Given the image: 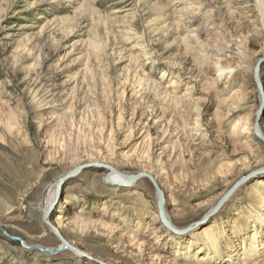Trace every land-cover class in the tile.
<instances>
[{"label":"rangeland","instance_id":"obj_1","mask_svg":"<svg viewBox=\"0 0 264 264\" xmlns=\"http://www.w3.org/2000/svg\"><path fill=\"white\" fill-rule=\"evenodd\" d=\"M193 1L0 0V264H156L152 248L167 263L207 264L199 254L212 255L211 244L202 250L203 241L169 242L165 231L183 233L160 217L163 226L152 222L157 198L148 180L109 185L107 171L92 165L55 190L48 217L83 256H46L8 237L29 247L58 245L41 214L63 175L102 161L125 176L154 172L160 153L168 177L161 180L164 212L180 231L206 218L230 184L250 176L214 219L195 227L204 240L223 226L211 264H263L264 143L241 127L255 119L261 99L235 45L247 43L254 68L264 36L243 7L250 0ZM197 2L202 9L191 12L198 19L185 28L180 14ZM228 4L237 7L233 15ZM209 10L222 29L210 25L192 38L211 24ZM41 31L54 34L42 38ZM259 78L264 94V62ZM259 127L264 133V105ZM255 162L257 171L249 173ZM72 196L77 200L61 205Z\"/></svg>","mask_w":264,"mask_h":264},{"label":"bare ground","instance_id":"obj_2","mask_svg":"<svg viewBox=\"0 0 264 264\" xmlns=\"http://www.w3.org/2000/svg\"><path fill=\"white\" fill-rule=\"evenodd\" d=\"M59 0H53V3H55V2H58ZM197 1V0H196ZM193 2H195V0L193 1ZM204 2V1H203ZM200 2H197V3H195V4H193V5H195V6H192V7H190V8H187V10H185V11H183V12H181V14H180V21L182 22V23H184V25H185V28H189V27H191L195 22H196V19H198V16H197V14H193V13H196V12H193L192 10H200V9H202L200 6L198 7V5H200L199 4ZM246 6H249V8L251 9V11L255 14V16H256V22H257V29L259 30V32L262 34V36H264V0H250V5H248L247 3H245L244 5H243V7H246ZM242 6L241 7H238V8H243ZM78 9V8H77ZM225 11H227L230 15H233L235 12H234V9L236 10L237 9V7L235 6V5H233V4H228L227 5V7H225ZM3 10V13H5V12H7V10L6 9H2ZM80 11L82 12L83 11V13H84V9H83V7H80L78 10H77V12H76V14L77 15H79V16H81L82 15V13L81 14H79L80 13ZM193 13H192V12ZM218 11V10H217ZM220 11V10H219ZM239 11V10H238ZM75 12V11H74ZM212 12L213 11H210L209 10V12H206V18H205V20L206 21H208V22H211V24H205L204 23V25H206V27L207 28H202V29H200L199 28V30H197L196 32H195V36L194 37H192V38H198L199 37V35H202L203 34V32H204V30L205 29H208L209 27H211V28H216V27H218V26H216L215 27V25H214V21L213 20H211V18H212V16L210 15V14H212ZM237 12V11H236ZM190 14V15H189ZM200 15H201V13H199ZM4 14H1L0 15V19L2 18V16H3ZM77 15H75V16H77ZM236 15H238L239 17H243V13H237ZM245 15V14H244ZM83 16V15H82ZM220 16H221V14H220ZM175 17V16H174ZM214 17V16H213ZM204 19V18H203ZM77 24H79V23H77ZM202 24V23H201ZM211 25V26H210ZM205 27V26H204ZM192 28V27H191ZM219 28V30H221L222 28L221 27H218ZM190 29V28H189ZM193 29V28H192ZM195 30V29H194ZM194 30H192V31H194ZM218 30V31H219ZM216 32V34H218V33H220V32ZM51 34L50 35H46V36H44L43 35V31H41L40 33H39V36H41L42 38H50L51 36H52V34H54V32L52 33V32H50ZM57 33V32H56ZM189 37V36H188ZM196 41V40H195ZM246 45H247V43L245 44V42H243V41H238L237 43H236V45L235 46H237V50H236V52H237V54H236V59L239 61V63L241 64V65H243V69L244 70H246V71H251V77H253V74H254V68H253V65H254V63H255V61H256V59H254V60H252V59H250L247 55V47H246ZM216 51V50H215ZM249 52V51H248ZM218 53L220 54L221 52H219L218 51ZM215 56H216V54H214ZM221 55V54H220ZM225 55V54H224ZM250 56V55H249ZM260 58H262V59H264V52L260 55ZM255 67V66H254ZM222 67L221 66H219L218 67V69L220 70ZM252 70H253V72H252ZM217 74V78H216V81L218 80V78H220L221 77V74L220 73H216ZM259 74H260V68L258 69V79H259V82H260V84H261V81H260V78H259ZM254 80V79H253ZM254 85H255V83H254ZM173 85L171 84V86L170 87H172ZM261 87H262V91H263V86H262V84H261ZM190 88V87H189ZM188 88V89H189ZM259 93V92H258ZM163 95L164 96H167L168 95V92L167 91H163ZM169 97V96H168ZM258 97H259V100L261 99L260 98V93L258 94ZM245 100V99H244ZM259 105H260V103L257 105V108L259 107ZM254 106H252V108H253ZM256 107V106H255ZM256 108V109H257ZM236 110V109H235ZM234 110H231V112H233ZM256 111V110H255ZM230 112V113H231ZM254 113V112H253ZM245 121V122H244ZM199 122L200 121H197V124L195 125V127H201L200 125H199ZM254 124V116H253V118L251 117H249V118H245L244 120H242V123H241V127H243V126H245V127H248L246 130V134L247 135H249V137L250 138H257L256 136H255V134H254V132H253V129H252V125ZM239 129V128H238ZM259 129H260V127H259ZM245 131V130H244ZM207 131H205V133H206ZM239 133L240 132H238V131H234V133L232 134V138H233V142L234 141H236V139L239 137ZM260 133L262 134V136L264 137V133L262 132V129H260ZM204 136H206V134H204ZM258 139V138H257ZM260 140V139H259ZM261 141V140H260ZM235 143V142H234ZM163 152V151H162ZM164 153V152H163ZM208 154V153H207ZM163 156V154H158L157 156H156V158L158 159L157 160V162L158 163H160V165L158 164V167L159 168H156V169H154V172H156V173H154V172H144V173H146V174H148L151 178H152V180L154 181L153 183L155 184V186H156V188H158L159 190H161L163 187H165L164 186V184H162L161 183V180H162V178H164V173L162 172V170H164V168H162V164H161V159L160 158H162V157H160V156ZM172 158V157H171ZM170 160V159H169ZM175 160V159H174ZM97 162H98V160H96ZM160 161V162H159ZM176 161V160H175ZM100 163H103L102 165H105V164H107L106 162H100ZM259 164H260V162H255L254 163V166H252L251 168H250V170H249V173L250 172H252V171H255L258 167H259ZM79 164H77L76 166H78ZM109 165V164H108ZM107 165V166H108ZM110 166V165H109ZM111 167V166H110ZM112 168V167H111ZM115 168V167H114ZM114 168H112V169H114ZM115 171L112 173V174H110L109 175V180H110V183H113V184H109V185H116V184H119L118 182H120V184L121 185H125V184H131V183H129V181H128V178L125 176V175H118L119 174V172H118V169H114ZM257 171V170H256ZM262 171H264V169H262L261 170V172ZM207 172H212V167L211 168H207ZM138 173V172H137ZM140 173V172H139ZM213 174H214V172H213ZM134 175V174H133ZM165 175H166V173H165ZM168 177L166 176V178H164L165 180L167 179ZM245 178H249V176H245V177H243L242 179H240V180H238L237 182H239V181H241V180H243V179H245ZM143 179V178H142ZM145 179V178H144ZM60 180V179H59ZM59 180H58V182H59ZM147 180V179H146ZM149 181V180H148ZM58 182H57V184H58ZM150 182V181H149ZM236 182V183H237ZM151 183V182H150ZM236 183H232V184H230L229 186H228V188L227 189H225V192L215 201V204L212 206V207H210L208 210V212H206L205 213V216H206V218H204L201 222H197V223H192L191 225H189L188 227H186V228H184V229H181L182 231L183 230H185V231H180L178 228H174L173 226H172V221H171V219H170V217L166 214V219L168 220V224H169V227L170 228H172V230H176V232L175 233H183V234H174V233H168V231H165L166 232V235H167V240L170 242V241H175V242H177L178 244H182L183 242H185V241H189L190 242V244H194V245H196V244H198V243H200L201 241H203V245L200 247V249H202L203 250V246L205 245V246H207L208 244H211L212 245V247H213V254L211 255V253L209 252L208 254L206 253V254H204V253H202V254H199V256L200 255H202L203 256V258H201V260H205V262L207 263V264H211L212 263V261H214V262H216L217 261V259H214L215 257H218V254H217V252H216V250H217V247L219 246V243H220V240L218 241V237H222L223 235H226L225 234V231H224V229H223V226L222 225H217L216 226V232L215 233H213V232H210V233H208L206 236H205V239L203 240L202 238H201V236H200V234H199V228H198V226L197 227H195V225L196 224H198V223H202L203 221H205V219H207L208 217H212V219H214V217L216 216V215H214V214H216V212L218 211V209H220L222 206H223V204L230 198V194L234 191V190H236L237 189V187L238 186H236L235 187V189H233V186H235V184ZM152 184V183H151ZM167 184V183H166ZM170 184V183H169ZM153 186V185H152ZM169 186V185H168ZM154 188V187H153ZM167 188V187H166ZM115 189H117V187L115 188ZM55 190H56V192H58V188H57V185H56V189H55V187H53L52 186V188H51V190H50V192H49V198L47 199V203H46V206H45V208L43 209V211H42V217L47 213V211H48V209L52 206V203H53V200H54V194H55ZM155 190V189H154ZM162 191V190H161ZM163 193V192H162ZM229 193V194H228ZM156 194V193H155ZM156 198H157V196H156ZM224 198H226L225 199V201H223L222 202V204L220 203V206L218 205V202L219 201H221L222 199H224ZM164 199V198H163ZM75 200H77V197L76 196H72V197H66L65 198V200L63 201V202H61V205H66V204H70L71 202H73V201H75ZM263 205V204H262ZM157 209V211H156V214H155V218L153 219V223L154 222H158L159 224H160V226H163V224L162 223H160V219H159V214H158V212H159V210H158V208H156ZM163 210H164V205H163ZM218 213H220V212H218ZM217 213V214H218ZM214 215V216H213ZM254 220H255V218H254ZM162 222V221H161ZM169 222H171V224L169 223ZM50 223V222H49ZM74 223V225H76V223L75 222H73ZM213 223L214 224H216V222L215 221H213ZM54 224H56V229L58 230V232L60 233V231H59V228H60V225L57 223V221L54 223ZM54 224H53V226H54ZM87 224V223H86ZM91 224V223H90ZM91 225H93V222H92V224ZM94 225H95V223H94ZM93 225V226H94ZM76 226H78V225H76ZM76 226H74V228L76 227ZM87 226H89L88 224H87ZM92 226V227H93ZM194 226V228H193V230H190V228H192ZM81 227H83V226H81ZM91 227V226H90ZM85 228V227H84ZM81 229V228H80ZM83 229V228H82ZM82 229H81V231H82ZM86 229V228H85ZM45 231L46 232H48L49 233V235H53V236H55V237H57V234H56V232H54L50 227H47V226H45ZM80 231V232H81ZM83 232V231H82ZM184 233H187L186 235H184ZM61 235V234H60ZM257 234L256 233H254L253 235H252V238L254 239V238H257V236H256ZM12 237H14V235H12ZM58 238V237H57ZM56 238V239H57ZM188 242V243H189ZM24 244H25V246H27V247H29V244L27 243V242H25L24 241ZM37 245H39L40 247H42L44 250H52V249H57V248H60V247H62V243L60 242L58 245H56V246H54V247H44V246H41L40 244H35V245H33V246H37ZM142 246V245H141ZM141 246H140V248H139V250L141 249ZM231 248H233V246L231 247ZM149 249V248H148ZM150 250V249H149ZM232 249H230V253H228V255H229V257L231 258L233 255H232V251H231ZM64 250H62V251H60V252H63ZM68 251H70V250H68ZM78 251H80V252H82L81 250H78ZM150 251H148V254H149V256H150V258L149 259H151V260H156V264H171V263H167L166 262V260L164 259V257H162V256H159L158 254H156V250H155V248L153 249L152 248V251L149 253ZM154 252V253H153ZM38 253H41L40 251H38ZM73 253V252H72ZM83 253V252H82ZM41 254H43V253H41ZM74 255H75V253H73ZM83 254H85V253H83ZM77 256V255H76ZM78 258H79V256H77ZM229 258V259H230ZM148 259V260H149ZM155 263V262H154ZM263 264H264V262H263Z\"/></svg>","mask_w":264,"mask_h":264},{"label":"water","instance_id":"obj_3","mask_svg":"<svg viewBox=\"0 0 264 264\" xmlns=\"http://www.w3.org/2000/svg\"><path fill=\"white\" fill-rule=\"evenodd\" d=\"M264 62V59H260L256 62L255 64V67H254V74H253V79H254V83H255V87L257 89V91L260 93V98H261V103H260V107L258 109V111L256 112V115H255V119H254V124H253V132L255 134V136L261 140V142L264 143V137L262 136V134L260 133V129H259V121H260V117H261V114H262V108H263V105H264V94H263V91H262V87H261V84L259 82V79H258V69L260 68V66L263 64ZM90 165L92 166H97V167H100L104 170L107 171L106 173V176H105V182L107 184H113V183H110V180H109V175L112 174L115 170L112 169L110 166H107V165H97V164H84V165H79L77 167H75L74 169L70 170L68 173H66L65 175H63L58 184H57V188L60 189L61 185L69 180L70 178L72 177H75L76 175H78L82 170H84L86 167H89ZM118 175H123L122 173L119 172ZM128 178V181L129 183H133L135 181H138L142 178H145L147 180H149L154 189H155V192H156V196H157V208L159 210V217L162 221V223L169 228V224H168V220L166 219V214L163 210V205H164V195L162 193L161 190H159L158 188H156L155 184L153 183L154 181L152 180V178L144 173V172H140V173H137L135 175H130V176H126ZM250 178V176H249ZM249 178H245L239 182H237L235 184V186H233V189H235L236 186H239L240 184H242L244 181H246L247 179ZM229 194V193H228ZM226 198L222 199L221 201L218 202V205L220 206V203L222 204L223 201H225ZM55 201L53 202L52 206L54 205ZM52 206L48 209L47 213L43 216V219L44 221L47 222L48 226L54 231L56 232L57 234V237H58V240L62 243V247L60 248H57V249H52V250H44L42 247H40L39 245L37 246H33V247H27L24 245V242L23 240H21L20 238H17V237H11V236H8L10 240H13V241H16L20 244V246L24 249H34L36 251H40L41 253H43L44 255L46 256H52V255H55L57 253H59L60 251L62 250H70L71 252L75 253V255L77 256H83L82 253L80 251H78L77 248H75L74 246H71V244H69L68 242H66L62 236L60 235V233L58 232V230L53 226L51 225L49 222H48V217H49V214L52 210ZM186 230V229H185ZM183 230V231H185Z\"/></svg>","mask_w":264,"mask_h":264}]
</instances>
